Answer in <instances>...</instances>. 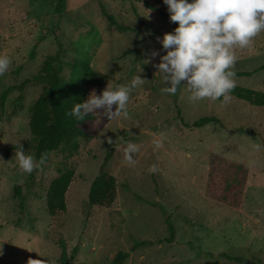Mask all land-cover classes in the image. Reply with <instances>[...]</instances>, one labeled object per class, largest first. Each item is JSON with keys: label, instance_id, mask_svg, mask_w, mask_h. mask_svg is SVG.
<instances>
[{"label": "rangeland", "instance_id": "374dc122", "mask_svg": "<svg viewBox=\"0 0 264 264\" xmlns=\"http://www.w3.org/2000/svg\"><path fill=\"white\" fill-rule=\"evenodd\" d=\"M57 2L0 0V52L11 57L7 72L0 75V261L264 264V105L231 94L228 101L206 97L192 102L183 80L175 94L160 91L167 82L155 64L166 50L158 37L176 25L148 4L167 10L163 0H65L60 9ZM102 5L130 29L111 24ZM153 50L159 55L152 56ZM237 54L234 69L252 70L263 64L264 31ZM78 55L89 59L102 80L101 85H87L86 99L93 89L100 94L108 82L128 83L136 74L145 80L132 90L126 109L118 115L110 119L99 109L81 124L92 137H80L77 151H53L38 169L22 172L12 146L31 138L30 107L44 86L33 75L50 57L61 75L69 77ZM235 79L264 90V68ZM176 104L184 121L212 114L220 120L188 126ZM155 139L161 140L159 147ZM128 141L140 146L132 154L134 164L124 159ZM212 152L246 166L238 204L209 194ZM104 163L117 179L116 198L110 205L88 206L90 183ZM153 163L157 171L149 172ZM66 167L75 170L66 191V209L50 214L48 185ZM164 210L175 227L171 241L165 238L169 233ZM158 238L163 240L134 246ZM118 250L129 254L113 263ZM223 252L243 259L225 257Z\"/></svg>", "mask_w": 264, "mask_h": 264}, {"label": "clouds", "instance_id": "9594fccd", "mask_svg": "<svg viewBox=\"0 0 264 264\" xmlns=\"http://www.w3.org/2000/svg\"><path fill=\"white\" fill-rule=\"evenodd\" d=\"M163 3L167 5L170 21L178 24L162 38L158 37L166 52L159 55L153 50L151 54L159 55L155 67L167 82L160 91L175 94L183 80L189 90V101L206 97L228 101L236 86L237 49L251 46L253 38L264 31V0H163ZM10 64L11 57L0 52V75L7 72ZM144 80L136 74L128 83L108 82L100 94L93 89L86 100L74 103L68 115L82 120L102 109V115L111 119L126 109L130 93ZM153 143L159 147L161 140L155 139ZM139 148L137 143L128 141L123 149L124 159L134 164L132 154L138 153ZM45 155L42 152L37 158L24 151L21 144L15 148L19 170L25 173L38 169ZM157 168L153 163L148 171L155 172ZM27 264H53V261L51 258L29 259Z\"/></svg>", "mask_w": 264, "mask_h": 264}, {"label": "trees", "instance_id": "16d2710c", "mask_svg": "<svg viewBox=\"0 0 264 264\" xmlns=\"http://www.w3.org/2000/svg\"><path fill=\"white\" fill-rule=\"evenodd\" d=\"M65 0H58L56 8L60 9ZM153 12L158 13L163 18L169 19V12L155 5L148 4ZM101 10L107 20L117 26L119 30L130 29L129 25L118 22L115 15L110 12L104 5ZM177 26L178 22H175ZM129 53V51H125ZM72 72L69 77L62 76L60 70L53 64L52 58H46L38 73L33 75L34 79L44 82V86L40 94L32 102L30 107V139H24L12 148L18 147L20 144L23 148L31 149L34 155L39 158L41 153H45V160H48L53 151L75 152L79 148V138L92 137V134L82 128L81 124L87 120L94 118V114L90 113L82 120L68 115L69 110L74 103H80L86 100L88 94L87 85H101L102 80L98 73L91 67L90 61L86 57L78 55L71 63ZM264 68V63L252 70L234 69L235 75H251L253 72ZM7 90L2 93L4 100ZM231 95L249 101L252 104L264 105V90L237 84L231 90ZM177 111L181 119L180 108ZM216 115H204L192 122L184 121L188 126H201L208 122H219ZM110 154L106 156L107 160ZM102 165L100 172L92 179L88 194V206L93 205H110L116 198L117 179L114 174L110 173ZM247 168L239 161L227 158L216 152L211 153V164L209 171L208 192L209 194L224 202L230 204H238L241 200L243 186L246 178ZM75 174L73 167H66L60 170L49 183L46 193V206L50 214L66 209V191ZM16 194H20V188L15 185ZM165 221L167 223L168 236L165 238L169 241L173 240L175 227L169 213L164 210ZM163 238L143 239L134 244H153L161 242ZM77 245L71 249L70 256L73 257L77 252ZM129 251L118 250L112 258L113 263H119L124 260ZM225 257L242 260L243 257H233L227 253H222ZM0 264H7L0 261Z\"/></svg>", "mask_w": 264, "mask_h": 264}]
</instances>
